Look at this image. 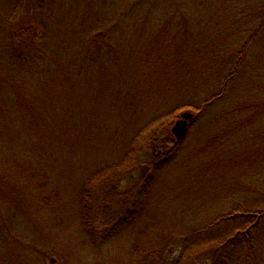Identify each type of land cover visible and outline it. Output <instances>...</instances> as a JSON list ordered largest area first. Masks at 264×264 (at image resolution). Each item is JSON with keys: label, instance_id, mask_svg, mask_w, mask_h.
I'll use <instances>...</instances> for the list:
<instances>
[{"label": "rangeland", "instance_id": "rangeland-1", "mask_svg": "<svg viewBox=\"0 0 264 264\" xmlns=\"http://www.w3.org/2000/svg\"><path fill=\"white\" fill-rule=\"evenodd\" d=\"M48 1L0 0V59L10 56L14 48L18 50L17 46L8 44L12 34L7 23L11 11L19 10L20 21L32 25L34 7L40 3L47 5ZM78 1L76 4L81 6L88 3L91 13L81 7L77 20L86 26L101 23L102 31L108 33L105 36L114 31V39L110 46L99 50L86 51L88 44L80 50L77 48L70 59L80 63L87 58L96 64L92 62L89 67L85 64L79 68L76 65L79 73L74 89L69 83L60 90L51 82L48 85L47 81L53 76L52 72L46 71L49 65H45L46 72L39 70L36 74L23 69L26 78L17 75L20 72L18 69L12 73V70L6 69L10 66L4 67V71L0 68L1 78L10 81L6 84L7 88L0 89V118L6 115L8 121L10 118L21 123V128L8 127L9 134L13 136L4 143L8 151L23 155L20 153L24 151L23 141L49 133L50 120L55 121L64 113L74 112L77 118L89 123L84 130L89 142L86 147L75 152L72 148L66 149L67 153L60 161L56 158L58 161L53 170L49 169L52 162L44 166L50 174L51 185L43 189L58 191V197L54 194L52 201L45 202L29 194L19 199L18 204H10V201L1 204L0 264H126L137 228L122 227L121 232L97 242L87 236L78 215L80 191L86 185V190L91 189L95 198L92 214L100 218L99 231L108 229L106 215H123L131 208L130 203L140 200L147 204L143 221L160 222L159 232L170 237L165 242L173 249L181 245L192 230L206 226L234 206L256 203L259 190L264 189V13L260 12L264 0H228L231 4L227 5V22L229 16L233 21L243 17L242 11L247 13L245 26L241 29L244 43L251 37L246 63L239 78L229 87L227 97L209 109L208 115L196 116L190 122L173 164L161 170L159 179L146 190L137 175L121 185H113L101 174L123 158L153 119L168 114L176 115L178 120L184 112L195 114L193 109L199 108L209 93L198 102L188 103L193 109L182 107L189 96L185 97L181 90L173 93L170 88L164 90L158 86L162 81L151 83L154 76L150 74L152 68L146 64L144 50L153 48L154 56L160 52L156 45L162 35L157 30L168 22L171 25L166 40L180 45L184 34L180 26L184 23L183 12H187L190 19L196 11L210 10L203 13L205 20L206 15L218 10L221 5H212L219 0L191 6H183L178 0H141L127 5L121 0ZM124 12L129 13L125 15ZM171 15L175 19H170ZM70 16L67 12V17L63 18L70 20ZM200 16L198 13L196 17ZM45 22L47 27L55 24L49 16L45 17ZM206 23L201 21L200 26L196 24L195 34L213 38L214 33L206 31ZM59 36L63 33L58 35V39ZM104 39L107 40V37L101 38L102 41ZM47 40L40 50L46 54L44 63L49 62L48 56L53 53L69 57L67 51L71 48L65 45L53 48L57 38L54 37L52 42L48 36ZM23 49L18 53L24 52ZM57 59H60L59 56ZM163 60L164 56L159 62ZM12 78L14 80L11 81ZM20 104L25 108L26 105L31 107L34 114L22 110ZM88 105L97 107L95 113L87 110ZM84 112L90 115L84 117ZM148 136L149 132L142 139L144 149ZM13 182L14 186L10 187L16 186L19 192L38 187L30 178ZM202 258L204 263L210 261L208 254ZM243 264H264V244L256 250L254 257Z\"/></svg>", "mask_w": 264, "mask_h": 264}, {"label": "trees", "instance_id": "trees-1", "mask_svg": "<svg viewBox=\"0 0 264 264\" xmlns=\"http://www.w3.org/2000/svg\"><path fill=\"white\" fill-rule=\"evenodd\" d=\"M121 1L123 3L127 2L125 4L127 5L141 0ZM209 1L178 0V3L191 6L198 4V2L200 4H210ZM76 2L79 1L49 0L47 5L38 4L33 9L32 25L20 21L19 10L13 9L7 21V23L9 22L8 29L12 32L8 38V44L17 46L16 49L18 50H22L23 47L25 49H23L24 52L18 53V50L14 48L10 56L6 59H0L2 71H4V67L10 66L6 69L12 70V73L16 71L15 69H18L20 72L17 75L26 78L23 69H26L28 73L36 74L39 70L45 71L47 69L45 65H49V69L46 71L52 72L53 76L52 79L47 81L48 85L51 82L56 86V89L60 90L64 88L66 83H69L74 89L79 73L76 65L79 68V66L84 67L85 64L86 67H89L92 62L96 64L94 61H88L87 58H84L80 63L77 60L70 59L77 52V48L80 50L85 44H88L86 51L99 50L105 46H110L114 39L112 38L114 31H110V34L105 36L108 33L105 34V31H102L101 27L103 25L101 23L86 26L77 20L81 7L87 9L88 13H91V7L87 6L88 3L81 6ZM230 4L228 0L214 2L212 5H221V8H217L218 10L212 11V14L206 15L205 20L203 13H208L210 10L196 11V13H192V17L190 15V19L187 12H183L184 23L180 26L184 30V34L180 45L175 41L166 40V37H168L166 34L169 33L171 25L168 22L157 30L159 35H162L156 45L159 46L160 52L154 56L153 48L144 50V55L147 56L146 64L148 68L149 66L152 68L150 74L154 76L151 83L155 84L162 81V84L158 86H161L164 90L170 88L172 93L181 90L185 97L189 96L190 98L187 97L188 101L186 100L185 105L182 107L189 110L193 109L190 108L188 103L198 102L202 96L209 93L200 107L193 109L196 111V116L208 115L209 109L227 97L229 87L239 78L250 51L251 37L244 43L241 35V29L246 23L244 20L247 13L242 11L243 17L233 21L228 15L229 21L227 22L226 14H228L229 8L227 5ZM69 7H71V10H67ZM67 12L69 16L71 15L70 20L63 18L67 17ZM260 12L264 13V7L261 8ZM128 13L124 12L123 14L128 15ZM198 13L202 15L199 18L196 17ZM232 14L233 12H231V16ZM46 16L53 18L54 26H46ZM171 18L175 19L173 15H171ZM191 20L192 22H190ZM201 21L203 23L204 21L207 22L205 24L206 31L210 30L209 33H214L213 38L208 37L207 39V37L203 38L201 35L197 36V32L195 34L196 24L200 26ZM61 33H63V36H59L58 39V35ZM48 36L52 42L54 37L58 40V42H53V48L64 45L68 49L71 48V51H67L69 57L62 55V60L61 55L53 53L48 56L49 62L44 63L46 54H43L40 50L43 49L44 44H47ZM103 36L107 37V40L102 41ZM103 43L107 44L103 46ZM57 56H59V60ZM163 56V63L159 62ZM232 62H234V65ZM221 64L225 65L219 67ZM215 66H218L217 71ZM231 67L233 68L232 71H230ZM208 68H210L209 71ZM1 77L3 76L0 75V89L3 90L7 88L6 84L10 81L7 82ZM12 80L14 79L12 78ZM22 92L19 94L24 95ZM20 105L25 112L28 110L34 114L31 107L26 105L25 108L23 104ZM86 108L90 113H95L94 111L97 110L95 105H88ZM89 112H84V117H88ZM11 113L14 114L13 109ZM2 114L5 115L6 113L2 112ZM71 114L73 115L71 116ZM167 115L162 114L153 119L143 134L139 136L137 143L130 145L123 158L109 166L102 173L104 175L101 174V177L109 179L113 185H121L126 179L137 175L139 177L138 181H141L140 183L144 185V190L151 187L152 182L159 179L160 171L173 164L183 141L178 142L173 139L174 135L171 131L172 124L176 122L177 116L168 115L167 117ZM6 118V115L0 118V211L2 210V203L10 201V204L12 202L18 204L20 203L19 199H24L29 194L34 199L37 196L41 201H52L54 194L58 197L59 192L43 189L51 185L50 174L45 171L44 166L52 162L49 169L53 170L56 168L57 161H60L62 155L67 153L66 149L72 148L75 152L77 149L86 147L89 142L84 130L89 123L86 120L83 121L77 118V114L74 112L64 113L63 117H57L55 121L50 120L51 131L49 133L38 134L32 139H28L27 142L23 141L22 148L24 151H20V153L24 154L18 156V153L5 149L4 143L10 137H13L9 134L8 127L11 125V128L14 129L21 128V123L19 120L9 118L8 121ZM148 132V144L144 149L142 139ZM15 155L18 156V159L15 158ZM28 178L34 179V183L38 186L36 189L27 190L28 188H25V192H19L16 186L15 188L10 187L14 186L13 181L17 179L27 181ZM86 187L81 188L80 191L78 215L82 219V226L87 236L92 238L93 241L106 240L109 236L121 232L124 228H133L134 226L137 228L135 234H133V242L129 249V259L126 264H199V262L202 264H243L254 257L256 250L261 249L264 244V236H262L264 189L259 190L260 194L256 203L234 206L231 211L218 215L206 226L192 230L187 234L182 244L173 249L165 242V239L168 241L170 237L160 233V222L157 220L143 221L147 204L140 200L130 203L131 208L123 215L122 213L120 216L106 215L104 218L108 229L105 232L99 231L98 222L100 218L96 214H92L95 198L92 196L91 189L87 188L86 190ZM27 191H30V193ZM49 191L51 192L50 196L47 195ZM101 219L103 218L101 217ZM13 252L15 253V251ZM205 254H208L210 258V261H205L206 263L202 258Z\"/></svg>", "mask_w": 264, "mask_h": 264}, {"label": "water", "instance_id": "water-1", "mask_svg": "<svg viewBox=\"0 0 264 264\" xmlns=\"http://www.w3.org/2000/svg\"><path fill=\"white\" fill-rule=\"evenodd\" d=\"M194 117L195 115L193 113L184 112L181 114L180 119L173 125L171 131L178 142L182 141L186 137L190 122L194 119Z\"/></svg>", "mask_w": 264, "mask_h": 264}]
</instances>
